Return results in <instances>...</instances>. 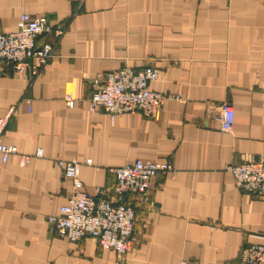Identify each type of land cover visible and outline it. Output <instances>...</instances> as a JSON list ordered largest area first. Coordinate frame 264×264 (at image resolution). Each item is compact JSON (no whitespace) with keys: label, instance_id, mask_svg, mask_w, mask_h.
<instances>
[{"label":"crops","instance_id":"1","mask_svg":"<svg viewBox=\"0 0 264 264\" xmlns=\"http://www.w3.org/2000/svg\"><path fill=\"white\" fill-rule=\"evenodd\" d=\"M22 13L45 15L61 34L38 39L54 48L35 73L0 60L1 139L15 149L0 162V264H239L243 246L264 244V198L240 191L226 169L264 159V0H0V31L16 30ZM125 65L156 67L150 88L172 97L151 116L90 112L102 75ZM69 159L89 194L110 187L114 167L171 165L130 198L125 255L49 224L71 192Z\"/></svg>","mask_w":264,"mask_h":264},{"label":"built area","instance_id":"2","mask_svg":"<svg viewBox=\"0 0 264 264\" xmlns=\"http://www.w3.org/2000/svg\"><path fill=\"white\" fill-rule=\"evenodd\" d=\"M51 33L55 37L61 30L52 27L45 15L31 16L22 13L18 27L14 31H0V60L10 65L14 71L23 74L29 69L33 73L42 69L53 55V44L40 37ZM159 76L154 66H144L135 70L125 65L106 71L101 84L87 98L88 110H101L110 118L117 114L139 112L151 116L172 95H166L150 88L149 83ZM68 107L75 105V98H64ZM221 127L230 131L234 121L232 106L223 102L219 105ZM8 114L0 116V162L4 163L15 152L13 146L1 139ZM37 155L41 151L36 152ZM22 160L29 159L22 155ZM86 159L85 163H90ZM63 177L71 181V192L61 205L59 213L48 216L49 224L56 233L68 241L92 238L104 249L117 255L127 253L133 243L135 220L131 197L143 196L150 189L151 179L159 172L171 169L169 162L136 160L111 169L114 181L110 187H97L95 194L83 188L79 177L81 162L69 159L61 162ZM226 169L232 174L235 186L242 192L264 198V159L252 158L236 164H228ZM239 264H264V244H250L239 251ZM180 264H188L182 261Z\"/></svg>","mask_w":264,"mask_h":264}]
</instances>
